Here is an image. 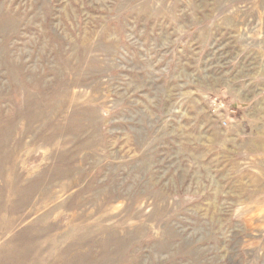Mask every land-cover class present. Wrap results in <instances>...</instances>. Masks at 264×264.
Instances as JSON below:
<instances>
[{"label": "rangeland", "instance_id": "rangeland-1", "mask_svg": "<svg viewBox=\"0 0 264 264\" xmlns=\"http://www.w3.org/2000/svg\"><path fill=\"white\" fill-rule=\"evenodd\" d=\"M0 264H264V0H0Z\"/></svg>", "mask_w": 264, "mask_h": 264}]
</instances>
